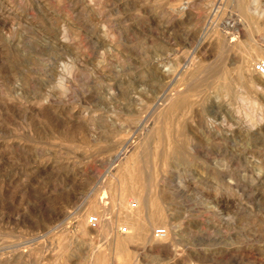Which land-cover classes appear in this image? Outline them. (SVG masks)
<instances>
[{
  "label": "rangeland",
  "instance_id": "1",
  "mask_svg": "<svg viewBox=\"0 0 264 264\" xmlns=\"http://www.w3.org/2000/svg\"><path fill=\"white\" fill-rule=\"evenodd\" d=\"M261 61L264 0H0V264H264Z\"/></svg>",
  "mask_w": 264,
  "mask_h": 264
},
{
  "label": "built area",
  "instance_id": "2",
  "mask_svg": "<svg viewBox=\"0 0 264 264\" xmlns=\"http://www.w3.org/2000/svg\"><path fill=\"white\" fill-rule=\"evenodd\" d=\"M255 72L260 78L264 79V62L261 61L255 65ZM88 226L96 229L98 227V219L95 217L89 218ZM166 236L167 234L164 229H159L154 232V238L157 240H163Z\"/></svg>",
  "mask_w": 264,
  "mask_h": 264
},
{
  "label": "bare ground",
  "instance_id": "3",
  "mask_svg": "<svg viewBox=\"0 0 264 264\" xmlns=\"http://www.w3.org/2000/svg\"><path fill=\"white\" fill-rule=\"evenodd\" d=\"M243 61H244V60H243ZM243 61H242V62H243ZM245 61H246V60H245ZM244 65H245V64H244ZM245 66L248 67L247 64H246ZM249 68H250V67H249ZM249 68H247V70L250 71L251 68H250V69H249ZM253 70H254V69H253ZM254 73L256 74L255 70H254ZM164 74H165V73H164ZM148 225H149V224H148ZM153 225H154V223H153ZM153 225L150 226V229H153ZM155 226H156V225H155ZM148 228H149V226H148ZM127 229H128V228H127ZM127 229H126V231H127ZM129 230H130V228H129ZM124 231H125V230H124ZM148 231H150V230H148ZM151 231H152V230H151ZM129 232H130V231H129ZM150 233H151V232H150ZM128 234H129V233H127V232L123 233L124 236H126V235H128ZM148 234H149V232H148ZM145 235H146V233H145ZM145 237H146V236H145ZM147 240H148V239H147ZM159 242H160V241H159ZM147 245H148V244H147ZM150 253H151V252H150ZM164 254H165V253H164ZM117 256H118V255H117ZM137 259H138V258H137Z\"/></svg>",
  "mask_w": 264,
  "mask_h": 264
}]
</instances>
